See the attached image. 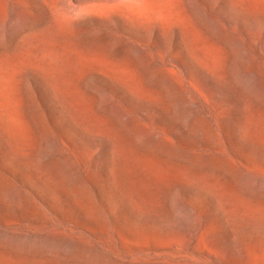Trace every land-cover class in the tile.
<instances>
[{
	"label": "rangeland",
	"instance_id": "rangeland-1",
	"mask_svg": "<svg viewBox=\"0 0 264 264\" xmlns=\"http://www.w3.org/2000/svg\"><path fill=\"white\" fill-rule=\"evenodd\" d=\"M0 264H264V0H0Z\"/></svg>",
	"mask_w": 264,
	"mask_h": 264
}]
</instances>
